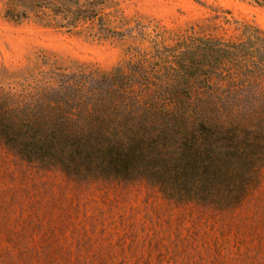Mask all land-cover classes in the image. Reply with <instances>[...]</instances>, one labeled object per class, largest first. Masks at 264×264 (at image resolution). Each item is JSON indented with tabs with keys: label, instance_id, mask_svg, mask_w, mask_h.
Wrapping results in <instances>:
<instances>
[{
	"label": "rangeland",
	"instance_id": "1",
	"mask_svg": "<svg viewBox=\"0 0 264 264\" xmlns=\"http://www.w3.org/2000/svg\"><path fill=\"white\" fill-rule=\"evenodd\" d=\"M49 6L0 0V87L19 90L54 68L108 73L181 35L245 40L248 26L264 36L254 0H104L74 26ZM0 264H264V168L239 206L214 211L144 182L74 181L0 146Z\"/></svg>",
	"mask_w": 264,
	"mask_h": 264
},
{
	"label": "trees",
	"instance_id": "2",
	"mask_svg": "<svg viewBox=\"0 0 264 264\" xmlns=\"http://www.w3.org/2000/svg\"><path fill=\"white\" fill-rule=\"evenodd\" d=\"M34 1L74 26L104 0ZM244 32L181 35L108 73L54 68L0 87V146L74 181L144 182L177 204L236 208L264 168V36Z\"/></svg>",
	"mask_w": 264,
	"mask_h": 264
}]
</instances>
